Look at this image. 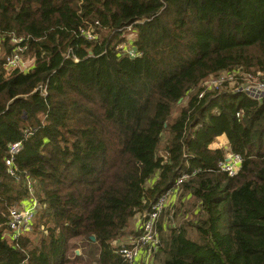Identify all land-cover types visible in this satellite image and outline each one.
<instances>
[{"label":"trees","instance_id":"16d2710c","mask_svg":"<svg viewBox=\"0 0 264 264\" xmlns=\"http://www.w3.org/2000/svg\"><path fill=\"white\" fill-rule=\"evenodd\" d=\"M15 53L28 69H7ZM224 73L233 84H205ZM248 75L264 81V0H0V264H127L116 242L181 177L157 264H264V97L237 90ZM32 199L14 238L9 210Z\"/></svg>","mask_w":264,"mask_h":264},{"label":"built area","instance_id":"2783aa9c","mask_svg":"<svg viewBox=\"0 0 264 264\" xmlns=\"http://www.w3.org/2000/svg\"><path fill=\"white\" fill-rule=\"evenodd\" d=\"M127 30H130V26L127 27ZM117 48L128 52L132 56L136 55L132 49L128 48V45L126 43L119 44ZM20 61L21 57L18 53L7 57V69L20 66ZM28 68L29 66L23 69ZM245 78L246 82L239 85L237 90H241L247 95L254 98L264 97V81L255 79V77L251 75H248ZM224 81H228L230 82V84H233L234 76L224 73L211 82L206 83L205 81V84L217 87L220 86ZM219 146H221V143H219ZM21 147V142H14L9 144V155L8 157H6L5 163L9 166L10 173H12L11 165L13 163V160L15 156L20 152ZM241 161L242 158L239 154L228 153L225 155L224 160L219 162L218 165L222 171L232 176L238 171ZM183 178L184 177L178 178L173 188L167 189L152 202L149 210L143 214L139 233L127 244L119 245L118 252L123 256L127 264H137V260L141 256V253H143L146 258H150L152 254L158 249L159 239L156 228L157 222L167 205L170 202H173L178 196L180 191V184ZM37 204L38 202L35 199H32L31 201L29 200V202H27L25 206L23 204L20 207L10 208L8 221L9 227L11 228L10 235L16 238L20 233L30 232L33 229V220L36 215Z\"/></svg>","mask_w":264,"mask_h":264},{"label":"rangeland","instance_id":"374dc122","mask_svg":"<svg viewBox=\"0 0 264 264\" xmlns=\"http://www.w3.org/2000/svg\"><path fill=\"white\" fill-rule=\"evenodd\" d=\"M20 66H21V68H27L28 66H30V64H31V60H28V59H21V61H20ZM217 77H215V76H213V77H210V78H208L207 80H206V83H208V82H211L212 80H215ZM256 79V78H255ZM222 89H223V87H221ZM180 102H182V100L180 101ZM176 112H177V108H175L174 109V113H173V115H175L176 114ZM219 143H222V141L220 142V140H217V139H215V141H214V143H213V145H215V144H218L219 145ZM162 146V145H161ZM160 146V147H161ZM161 152V151H160ZM174 205L172 206V208H175V211L173 212V210H171L170 211V213L167 211V208L164 210L165 212L164 213H162L161 214V216H160V218L161 217H164L163 218V221L165 222V223H169V224H177L178 222H180L181 220H180V216H181V212L178 214V215H175L176 214V211H177V208H179V209H181V210H183L182 208H181V202H180V200H175V202L173 203ZM19 206V205H18ZM37 208H39V206H38V204H37ZM160 218H159V221L158 222H160ZM141 224V221L139 220V222H138V224H137V226L136 227H139V225ZM127 242V238H125V239H119L117 242H116V244H122V243H126ZM81 252H82V249L81 248H75L74 249V251H73V254H76V255H79V254H81ZM69 254H71L72 255V250H70V252H69ZM139 264H157L158 262L156 261V260H154L153 259V257H150V258H147L145 261L144 260H140V261H137Z\"/></svg>","mask_w":264,"mask_h":264},{"label":"crops","instance_id":"0c3cea01","mask_svg":"<svg viewBox=\"0 0 264 264\" xmlns=\"http://www.w3.org/2000/svg\"><path fill=\"white\" fill-rule=\"evenodd\" d=\"M217 140H220V142L222 141V143H224L225 141H226V138L224 137V135H221V136H219L218 138H217ZM216 146H219L218 144H215ZM139 220L140 219H138V216L135 218V221H134V227L136 228V226H137V224H138V222H139ZM147 258L145 257V255L143 254V253H141V256L138 258V260L137 261H140V260H146ZM137 264H139L138 262H137Z\"/></svg>","mask_w":264,"mask_h":264},{"label":"water","instance_id":"95a60500","mask_svg":"<svg viewBox=\"0 0 264 264\" xmlns=\"http://www.w3.org/2000/svg\"><path fill=\"white\" fill-rule=\"evenodd\" d=\"M91 239H94V236H90Z\"/></svg>","mask_w":264,"mask_h":264}]
</instances>
